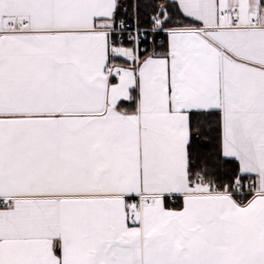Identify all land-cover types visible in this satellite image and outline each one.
I'll list each match as a JSON object with an SVG mask.
<instances>
[{
    "label": "crops",
    "instance_id": "crops-1",
    "mask_svg": "<svg viewBox=\"0 0 264 264\" xmlns=\"http://www.w3.org/2000/svg\"><path fill=\"white\" fill-rule=\"evenodd\" d=\"M170 1L199 27L108 71L119 0H0V264H264V0ZM205 111L245 203L189 173Z\"/></svg>",
    "mask_w": 264,
    "mask_h": 264
},
{
    "label": "trees",
    "instance_id": "trees-1",
    "mask_svg": "<svg viewBox=\"0 0 264 264\" xmlns=\"http://www.w3.org/2000/svg\"><path fill=\"white\" fill-rule=\"evenodd\" d=\"M162 9L161 28L199 27V23L186 17L170 0H119L116 21H133L136 13L140 28L151 29L152 17ZM165 34L154 33L150 50L159 52L165 45ZM121 63V61H120ZM190 143L188 146L189 173L195 178L202 175L205 182L221 191H232L242 179L239 164L221 153L220 115L216 111L190 114ZM180 206V205H179Z\"/></svg>",
    "mask_w": 264,
    "mask_h": 264
},
{
    "label": "built area",
    "instance_id": "built-area-1",
    "mask_svg": "<svg viewBox=\"0 0 264 264\" xmlns=\"http://www.w3.org/2000/svg\"><path fill=\"white\" fill-rule=\"evenodd\" d=\"M163 10L160 9L156 15L152 17L154 26L151 29L140 28L136 13L133 21H126L120 19L116 23V27L111 30V38L108 40V62L106 69L108 71H114L119 65L120 61H131L137 64L141 57L148 53L154 33H165L159 25L162 21L161 14ZM226 11L222 13L226 16ZM256 22V20H254ZM120 73H117V77ZM196 182L204 185L207 191L213 193H221V191L215 190L214 186L209 182H204L202 175H198L195 178ZM257 192V185L250 179L239 180L232 191L228 192L231 195L239 197L241 203H245L248 198ZM148 199L139 197L129 201V205L138 209L144 204L148 203ZM132 223H137V220L132 216Z\"/></svg>",
    "mask_w": 264,
    "mask_h": 264
},
{
    "label": "rangeland",
    "instance_id": "rangeland-1",
    "mask_svg": "<svg viewBox=\"0 0 264 264\" xmlns=\"http://www.w3.org/2000/svg\"><path fill=\"white\" fill-rule=\"evenodd\" d=\"M138 63H139V62H138ZM138 63H137V64H138Z\"/></svg>",
    "mask_w": 264,
    "mask_h": 264
}]
</instances>
